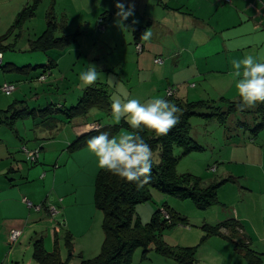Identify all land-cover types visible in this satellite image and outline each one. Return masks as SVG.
Here are the masks:
<instances>
[{
	"label": "crops",
	"instance_id": "0c3cea01",
	"mask_svg": "<svg viewBox=\"0 0 264 264\" xmlns=\"http://www.w3.org/2000/svg\"><path fill=\"white\" fill-rule=\"evenodd\" d=\"M45 1L41 0L35 16ZM60 1L50 0L48 3L46 14L41 17L44 29L47 26L48 14L51 11L55 14L56 5L58 6ZM31 2L32 0L3 2L5 6H13L11 9L13 12L9 16L6 33L4 32L2 36L8 33L11 36L17 29L23 30L24 24L18 28L15 24L19 15ZM65 2L69 9L60 16L56 13L57 18L55 16L57 21L60 20L58 22L63 21L61 33L81 35V28H86L82 37L86 41L89 39L87 35L92 32L94 26L97 29L99 19L104 16L105 30L100 39L103 41L107 37L116 40L113 48L117 50L120 37L128 36L127 55L120 59L117 55H112L114 58L110 64L107 63L109 56L105 65L93 63L97 65L100 73L96 83L91 86H77L78 88H75L77 93L73 95L68 90L74 85L67 86L64 81L75 72L76 64L80 63L81 58H59L58 61L56 58L53 60L54 68L48 71L51 73L49 79L39 82L40 75L33 79L39 83H46L43 87V96L35 94L32 106L26 105L23 101L14 102L7 110H1L4 115L0 116V122L4 117L2 124L7 127L12 137L18 140H13L7 133L0 139V264H11L13 260H19L18 253H21L22 249L17 246L26 232L29 234L31 230L35 233L31 236L30 242L36 243L41 240L47 252L54 251L58 235L63 234L64 240L68 236L72 240L73 250H77L78 247L82 251L80 255L83 258L92 259L99 255L104 240L103 215L95 208L94 185L96 176L102 169L98 166L95 155L87 147L70 152L69 146L77 138L91 131L87 127L89 125H99L100 131L108 133L114 127H120L119 131L112 135L132 130L123 127L127 125L125 120L122 119L117 124L113 121L111 113L99 109L91 110L89 116L71 121L59 111L75 106L89 87L106 85L109 89L110 83L117 84L118 74L114 77L110 73L115 70V65L121 66L119 72L121 80H128L129 76L137 75L146 84L144 98L147 100L163 97L161 94L163 90L169 91L177 86L175 90L172 89L174 97L198 102L226 99L222 94L219 95L223 93L220 85L227 82L229 87L235 86L236 78L230 75L233 71L231 67L233 59H242L245 55L251 54L264 61V0H233L231 4L219 0H135L134 18L139 23L134 26L135 31L123 32L114 26L116 12L114 0H65ZM131 19L126 23L131 24ZM147 29H151L152 36L150 40L142 41L140 37ZM35 37L36 34L31 40ZM79 39L67 52L75 50L82 56L84 48ZM137 43L142 45L140 53L136 51ZM3 45L5 46V43ZM67 52L65 50L63 53ZM2 54L4 62L5 55ZM92 59L98 61L99 53L94 54ZM156 59H161L162 63H154ZM48 60L46 57L42 64L35 66L17 65L14 62L10 64L17 67H36L46 65ZM63 64L64 69L61 67ZM81 66L85 67V64L82 62ZM56 68L59 72L53 75ZM145 72L149 75L148 80L145 79ZM13 74L18 78L13 77ZM25 75L12 73L5 77L3 84H14L17 90V86L25 83L27 78L32 76V72L28 77ZM55 91L61 92L58 97L51 96ZM209 93L217 96H211ZM44 98L46 106L39 104ZM226 100L240 101L237 90L234 97ZM24 108L35 111L34 116H25L17 121L28 118L34 120L32 127L30 126V130L31 128L35 130L32 133L34 138L26 140L20 137L16 130L17 122L9 121L13 112ZM47 108L48 111L44 114L48 117L43 121L39 115ZM103 114H106L104 118ZM100 119L104 122H100ZM22 126L24 130L27 129L26 126ZM58 135L63 139L60 142L56 141ZM29 136L25 134V137ZM60 144L62 148L59 150L55 166L49 165L47 155H44L41 166L34 170L19 163L21 159L28 162L26 156L20 152L23 147L38 152L37 163L32 164L37 166L44 147L49 155L50 151L56 154L55 151H58L56 146ZM250 146L241 147L244 148L240 151L241 154L246 152L243 160L234 158L237 162L229 161L222 163V168L214 166L210 169L213 175L209 174L203 184L220 185L216 192L217 203L199 211L200 218L194 224L195 228L188 222L180 224L179 227L182 228L177 229L179 233L174 237L178 242H170L167 236L162 235L163 241L170 247L196 248V264H264V141ZM17 153H20V157L16 155ZM24 200L29 201L32 207H28ZM50 205L56 207L59 212L56 218H52L48 212ZM168 205L166 204L167 207ZM37 206L40 207L38 211L34 209ZM230 220L239 223L238 230L228 226L217 234H208L205 231L209 227H216ZM16 230L21 232V238L16 244L11 245L9 235ZM152 252L162 258H168ZM141 255L142 253L134 254L133 264H138L139 261V264H143L149 260V255L146 260H143ZM168 259L177 264L174 259Z\"/></svg>",
	"mask_w": 264,
	"mask_h": 264
},
{
	"label": "trees",
	"instance_id": "16d2710c",
	"mask_svg": "<svg viewBox=\"0 0 264 264\" xmlns=\"http://www.w3.org/2000/svg\"><path fill=\"white\" fill-rule=\"evenodd\" d=\"M40 3L41 0H32L31 4L19 15L15 27H21L27 20L33 18ZM99 20H104V16ZM62 30L63 21L58 22L55 14L51 11L48 14L47 26L43 34L29 42L30 52L47 55L48 52L53 50L65 51L75 43L77 35H58ZM9 37L10 33L0 37L1 53H5L9 49V46L3 45ZM54 66L55 62L51 59L48 60L46 65L36 67H17L3 62L0 70L7 73L27 75L33 70H42L41 78ZM166 99L176 103L181 109L179 123L166 136H157L147 129L139 131V134L151 146L154 153V164L149 183L138 188L135 182L123 181L104 169L97 174L94 185V204L95 208L103 215L104 240L99 255L90 260H84L80 264H133L134 254L139 249L142 250L141 258L143 260L148 258L150 252L155 251L160 255L174 259L177 264H196V248H174L162 240L163 233L185 223L184 218L178 214H173L164 205L152 215L150 222L143 223L136 212L137 207L151 202L152 191L154 190L182 201L191 200L199 210L215 205L217 203L216 192L220 185L204 186L200 177L188 173L178 174L179 159L175 156V149H181L183 156L194 151L203 150L191 136V119L193 118L217 120L220 126L226 127L232 115L254 113L259 123L250 131L253 136H257L259 132L264 130V104H257L244 111H237L241 101L230 102L226 99H220L218 101L189 102L174 96ZM93 109L111 113V97L106 85L87 88L75 106L59 112L68 121H71L86 117ZM47 111L48 108L40 112L39 117L41 120L45 121V118L48 117L47 114H44ZM34 115V110L24 108L13 112L9 121L15 123L25 116ZM248 127H250L248 124L239 122V128L247 130ZM119 128L114 127L109 134L112 135L119 131ZM98 134V131H90L80 136L69 146V151L74 152L87 147V140ZM163 212L169 216V219L164 217ZM228 226H232L235 230L240 227L235 220H230L216 227H209L205 231L208 234H217L222 228ZM64 241L68 251L72 252L74 245L70 237H66ZM57 244L58 242L55 243L54 251L47 252L42 241H37L33 254L34 261L37 264H68V260H62Z\"/></svg>",
	"mask_w": 264,
	"mask_h": 264
},
{
	"label": "rangeland",
	"instance_id": "374dc122",
	"mask_svg": "<svg viewBox=\"0 0 264 264\" xmlns=\"http://www.w3.org/2000/svg\"><path fill=\"white\" fill-rule=\"evenodd\" d=\"M5 0H0V36L6 33V28L7 24L9 22V16L12 14L13 11V6L11 5H6L3 4ZM50 0H46L42 7L40 8L39 12L36 13V16L28 20L26 23H24V28L23 30L17 29L16 32L12 33V35L7 39L5 42V46H9V49L6 50V53H4V64L6 63H15L17 65L21 64H32V65H39L42 64L43 59H46V56L48 59L55 60L57 58V61L59 58L66 59V58H76L80 57L81 61L77 65L76 64V69L75 72L72 73L69 77L68 80H65L64 83L69 86H73L72 89L68 90L71 92V94H76L77 91H75V88H78L77 86H83L79 80V74L83 71H85L88 67V64H93L95 62H99L101 65L106 64V58H107V63L110 64L112 63L113 56L112 55H117V58H125L127 55L126 52V47L128 46L129 38L126 35H122L120 39L118 40V49H114V44L116 40L109 39V38H104L103 41L100 39L103 35L102 33L97 32L98 30L93 28L92 32H90L88 36V40H83V32L85 31L86 28H81V35L78 33L76 40L79 39L81 41L80 43L82 44L81 46L84 48V52L82 53V56L79 55L78 53L75 52V50L67 52L72 46L66 49V53H63L65 51H50L47 53L45 56L43 53H34L32 54L30 51H28L29 47V41H32L31 38H34V34H36V38L40 37L43 32L45 31L43 25L44 22H41V17H44V14H46V11L48 10V3ZM17 3H15L16 5ZM56 13L58 16L61 15V13L65 12V10L69 9V7L66 6L65 0H61L58 2V6L56 5ZM57 18V16H56ZM60 21V20H58ZM43 24V25H42ZM75 26V24H74ZM43 28V29H41ZM75 30V29H73ZM36 32V33H35ZM67 35L66 33H58V35ZM76 34V33H74ZM69 35V34H68ZM34 39V40H35ZM107 43H105V42ZM75 44V43H74ZM114 47V48H113ZM75 49V48H74ZM99 53L100 59L98 61H93L92 57L94 54ZM32 55H37L36 57H30ZM78 61V59H77ZM82 62L85 64L84 66L82 65ZM47 63V62H46ZM115 65V64H114ZM112 65V66H114ZM97 66V65H96ZM99 66V65H98ZM62 69H64V64L61 66ZM115 70L110 71L112 75L115 77L117 75V84L115 83H110L111 87L109 88V93L110 97L112 98L113 96L119 97V98H135L139 99L142 103L147 101V98H144V94L146 93V88L142 80L138 78L137 75L134 76H129L130 79H123L121 80V75H119L120 72V67H117L116 65L114 66ZM56 71L53 73V75H57V72H59V69L56 68ZM154 71V69H151ZM116 72V73H115ZM12 73H7L3 72L0 70V116H3L4 114L2 113L3 111L1 110H7L8 106L13 104L14 102H25L26 105L32 106L34 104L33 98H35V94L43 96V87L46 86V83H39L37 81H34V78L39 77V75L42 74L41 70H33L32 71V76L28 77L25 83H20V85L17 86V90L10 96L5 95L1 91V87L4 85L3 80H6L5 77L9 76ZM51 73H45V81L50 78ZM13 77H17L16 74H13ZM20 76V75H19ZM143 76V75H142ZM22 77V76H20ZM23 78V77H22ZM40 78V77H39ZM149 75L145 72V79L148 80ZM33 80V81H32ZM15 81V80H11ZM44 81V82H45ZM148 83V81H146ZM154 82L152 83V85ZM163 84V83H162ZM175 86L174 88H176ZM226 83H222L220 85V88H222V92L219 95L222 94V96L226 99H231L232 97L235 96L236 90L235 86L229 87ZM171 88V87H169ZM172 88L173 90H175ZM233 88V89H232ZM167 91L163 90L161 94H163V98H166ZM61 92L55 91V94H51V96L56 97L58 94ZM211 96H217L213 95L212 93ZM58 97V96H57ZM43 98V97H42ZM218 98V97H217ZM234 102V101H233ZM45 98L41 99L39 104H43L46 106L47 104ZM89 116V115H88ZM106 116V114H103V118ZM2 117V122H3ZM255 118V119H254ZM1 119V117H0ZM34 120L32 118H28L22 121L17 122L16 130L18 131L20 137L22 138H34L32 136V133L35 132V130H30V126L32 125ZM0 122V139L5 137L4 133H7L11 135V133L8 131L7 127H4V124ZM100 122H104L103 119H100ZM239 122L246 123L250 127H248L247 130L244 128H239ZM259 123L258 119H256V115L254 113H245V114H235L232 115L227 124L226 127L220 126L219 122L217 120H205L202 118H193L191 119V126H192V133L191 136L194 139V141L199 144L203 150L201 151H194L191 152L190 154L183 156L182 155V150L176 148L175 149V156L179 159L178 161V166H177V173L178 174H192L194 176L200 177L202 179V182H205L206 177L209 175H213L210 172V169L213 168L214 166H220V168L223 167L222 163H229V161H235L237 162L236 159H241L243 160V156L245 155L246 152H242L244 148L241 147H251L250 145H255V144H261L264 141V131L261 132L258 136H253L251 131L254 129L255 125ZM26 126L27 129L24 130L23 126ZM127 126H129L127 124ZM124 126L126 130H129V127ZM32 127V126H31ZM26 135H30L29 137H25ZM12 137V135H11ZM12 139H16L14 136ZM18 140V139H16ZM62 136H57L56 141H62ZM44 143V142H43ZM58 151L56 154H52L53 152L50 151V155L48 151L46 150V147H44L41 151V159L40 163L37 166H32L30 163H26L23 159H21L19 162L20 164L23 163V165L26 168H32L31 170L37 169L38 167L41 166L42 164V159L44 155H47L48 161L50 162L49 165L55 166V162L58 160L59 156L58 154L60 153V149L62 148L61 144L56 146ZM55 148V146H54ZM21 152V149H20ZM22 153V152H21ZM52 154V155H51ZM17 156L20 157V153L16 154ZM236 158V159H234ZM26 159V158H25ZM62 163V162H61ZM233 165H236V163H233ZM238 165V164H237ZM32 166V167H31ZM207 184V183H206ZM204 185V184H203ZM55 196V195H53ZM170 199L169 201H167ZM168 202V203H167ZM164 204H169L168 208L169 211H171L173 214H178L182 218H186V222L189 224H192V228H195L194 224L198 222L199 220V211L195 206V204L191 200H179L174 197H170L167 195H164L156 190L152 191V200L149 203H146L144 205H140L137 208V214L140 217L141 221L144 223H148L151 220L152 215L161 209ZM205 212V211H203ZM63 225V223H62ZM182 225V224H181ZM179 227L176 226L173 229L167 230L163 233V236H167L170 242H178L177 239H175V234L179 233L177 232ZM180 231V230H179ZM34 231L31 230V233H27L21 238L20 240V245L17 247H21L22 249L21 253H18L20 255L19 260H13L11 264H37L34 259H33V254H34V249L36 243L34 241L30 242L31 236H34ZM163 240V237H162ZM19 241V240H18ZM57 249L59 250V254L62 258L63 261L68 260V264H80L84 260H90L89 257H82L80 253L82 251L79 250L77 247V250L68 251V249L65 246V241H64V236L63 234L58 235L57 238ZM30 243V245H29ZM56 246V245H55ZM76 247V243H75ZM135 253H142V250H137ZM152 253V255H151ZM149 254V260L144 262L143 264H174V262L170 259L162 258L156 254H153L151 252ZM151 258V259H150ZM140 262V261H139ZM138 262V264H139ZM10 264V263H8Z\"/></svg>",
	"mask_w": 264,
	"mask_h": 264
},
{
	"label": "clouds",
	"instance_id": "9594fccd",
	"mask_svg": "<svg viewBox=\"0 0 264 264\" xmlns=\"http://www.w3.org/2000/svg\"><path fill=\"white\" fill-rule=\"evenodd\" d=\"M116 12L114 26L123 31H135L139 23L135 17V0H114ZM131 19V24L126 23ZM151 29L145 30L140 39L150 40ZM233 71L230 75L236 78L235 88L240 98L237 111H244L257 104H264V61L248 54L242 59L231 61ZM100 73L95 64H88L85 71L79 74L83 86L96 83ZM181 109L176 103L156 97L141 102L135 98H111V116L119 124L123 119L133 131H121L110 135L100 131L94 125L87 126L96 130L98 135L91 136L87 149L95 155L98 166L119 179L143 187L149 183L154 164V153L151 146L139 134L147 129L157 136H166L180 121Z\"/></svg>",
	"mask_w": 264,
	"mask_h": 264
},
{
	"label": "built area",
	"instance_id": "2783aa9c",
	"mask_svg": "<svg viewBox=\"0 0 264 264\" xmlns=\"http://www.w3.org/2000/svg\"><path fill=\"white\" fill-rule=\"evenodd\" d=\"M225 4H231L233 0H219ZM97 30L99 33H102L104 32L105 30V23L103 20H100L97 24ZM136 51L138 53H140L142 51V45L140 44H137L136 45ZM2 62H3V54L0 52V66L2 65ZM154 63L156 64H160L162 63V60L161 59H156L154 61ZM40 81H45V77H41L39 79ZM16 90V87L14 84H9V83H6L4 84L2 87H1V91L2 93H4L5 95L7 96H10L12 95ZM173 96V90H169L167 92V97H172ZM96 128L100 129V126L99 125H94ZM91 131H96V130H91ZM21 152L26 156V159L27 161L30 163V164H35L37 163V160H38V152H34V151H29L26 147H23L21 149ZM25 203L27 204L28 207H32V204L27 201V200H24ZM34 209H36L37 211L40 210V207H34ZM48 212L49 214L51 215L52 218H56L57 215L59 214L58 210L56 209V207H54L53 205H50L48 207ZM163 215L166 219H169V216L163 212ZM21 237V232L16 230V231H12L11 234L9 235V244L11 245H14L18 242L19 238Z\"/></svg>",
	"mask_w": 264,
	"mask_h": 264
}]
</instances>
